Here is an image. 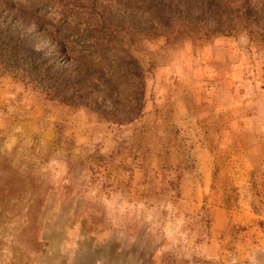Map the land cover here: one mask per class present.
<instances>
[{
    "label": "rangeland",
    "instance_id": "rangeland-1",
    "mask_svg": "<svg viewBox=\"0 0 264 264\" xmlns=\"http://www.w3.org/2000/svg\"><path fill=\"white\" fill-rule=\"evenodd\" d=\"M97 3L134 27L165 10L233 33L139 43L129 124L110 92L99 114L0 76V264H264V0H81ZM14 6L0 5V38L15 29L73 79L59 15ZM19 169L42 191L22 190Z\"/></svg>",
    "mask_w": 264,
    "mask_h": 264
},
{
    "label": "trees",
    "instance_id": "trees-1",
    "mask_svg": "<svg viewBox=\"0 0 264 264\" xmlns=\"http://www.w3.org/2000/svg\"><path fill=\"white\" fill-rule=\"evenodd\" d=\"M14 4L22 5L25 7L23 10L28 12L49 10L59 15L53 18L57 21L53 27L57 33L70 39L73 46L71 56L61 62L73 64L75 75L73 79L68 77V71L59 65V61L45 68L42 61L48 59L28 48L27 38H21L12 29L9 33L2 31L0 38V76L7 74L25 86H34L36 92L49 102L84 106L99 114L101 93L110 92L116 96L118 103L124 102L127 106L126 116L115 120L118 124L134 122L143 108L147 71L134 52L139 43L161 39L167 46H172L188 40L201 41L233 33V30L222 32L204 19L172 14L165 10L156 26L142 28L115 18L99 3L82 6L81 0H26L25 4L12 0L0 2L3 10L14 9ZM64 53H68V50ZM122 86L126 88L124 91L131 94V98H124L119 93L118 88ZM108 96H103L104 103ZM4 164L8 167L10 160L6 158ZM11 177L22 190L29 187L34 188L36 193L42 191L36 187L42 183L34 176L28 179V174L20 169ZM37 199H40L39 196L31 198L33 201Z\"/></svg>",
    "mask_w": 264,
    "mask_h": 264
}]
</instances>
